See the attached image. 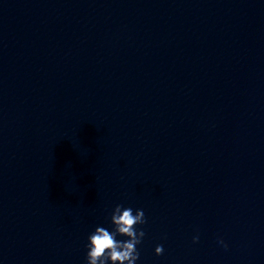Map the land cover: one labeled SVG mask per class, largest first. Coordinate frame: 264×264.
Masks as SVG:
<instances>
[{"label": "clouds", "instance_id": "9594fccd", "mask_svg": "<svg viewBox=\"0 0 264 264\" xmlns=\"http://www.w3.org/2000/svg\"><path fill=\"white\" fill-rule=\"evenodd\" d=\"M143 209L124 207L117 204L111 213V224L113 230L109 231L103 226H97L88 236V249L86 254L87 264H136L140 257L137 245L142 242L145 232L138 230V225L146 224ZM127 237L126 240H118L116 237ZM199 236L193 237L196 243ZM225 248L227 244L223 240L219 241ZM156 255L163 254V245L155 248Z\"/></svg>", "mask_w": 264, "mask_h": 264}]
</instances>
